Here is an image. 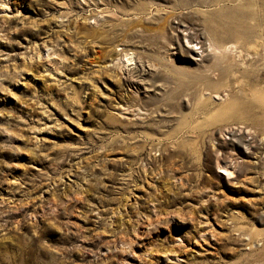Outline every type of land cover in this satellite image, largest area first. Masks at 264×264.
<instances>
[{
    "label": "rangeland",
    "instance_id": "374dc122",
    "mask_svg": "<svg viewBox=\"0 0 264 264\" xmlns=\"http://www.w3.org/2000/svg\"><path fill=\"white\" fill-rule=\"evenodd\" d=\"M0 264H264V0H0Z\"/></svg>",
    "mask_w": 264,
    "mask_h": 264
},
{
    "label": "bare ground",
    "instance_id": "6f19581e",
    "mask_svg": "<svg viewBox=\"0 0 264 264\" xmlns=\"http://www.w3.org/2000/svg\"><path fill=\"white\" fill-rule=\"evenodd\" d=\"M178 27L185 33H186V30L188 29V27H186L185 25H181V24L178 25ZM183 36H184V40L186 42L185 47L188 50L187 52L190 53V56L195 61L196 60L201 61L203 50H202L201 43H199L200 40L198 41V40L192 38L191 35H190L191 37H187L185 34H183ZM198 44H200V45H198ZM197 45H198V48H197ZM209 45H214V44H213V42H211V43H209ZM129 54H130L129 52L124 50L121 53L119 59L117 58V60L113 66H115L119 70H122L123 67H125L127 64H129V62H131V60H133L131 55L129 56ZM237 130L240 131L241 129H237ZM238 141L241 143V144L239 143V145H243V146L245 145L248 148V145H249L248 141H243V140H238ZM227 157H228L227 160H223V159L219 158V155H217L215 157V166L217 168H220V170L222 169L226 173V175L230 177L236 172L237 161L234 160L235 158H233L231 154H228Z\"/></svg>",
    "mask_w": 264,
    "mask_h": 264
}]
</instances>
